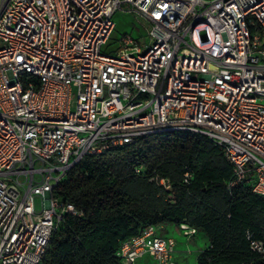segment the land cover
<instances>
[{"label":"built area","instance_id":"built-area-1","mask_svg":"<svg viewBox=\"0 0 264 264\" xmlns=\"http://www.w3.org/2000/svg\"><path fill=\"white\" fill-rule=\"evenodd\" d=\"M118 11L143 18L152 42L113 41ZM179 132L223 151L229 187L264 196V0H0V264H42L64 215H78L54 193L86 156ZM175 253L148 225L118 256L180 264Z\"/></svg>","mask_w":264,"mask_h":264},{"label":"trees","instance_id":"trees-1","mask_svg":"<svg viewBox=\"0 0 264 264\" xmlns=\"http://www.w3.org/2000/svg\"><path fill=\"white\" fill-rule=\"evenodd\" d=\"M231 178L232 165L204 135L146 136L86 156L54 193L78 215H64L42 264H124L118 252L125 240L168 224H187L209 239L197 264H264L248 239L264 241V196L248 182L229 187Z\"/></svg>","mask_w":264,"mask_h":264},{"label":"rangeland","instance_id":"rangeland-1","mask_svg":"<svg viewBox=\"0 0 264 264\" xmlns=\"http://www.w3.org/2000/svg\"><path fill=\"white\" fill-rule=\"evenodd\" d=\"M114 22L116 24L115 30L112 34L113 41L117 42L124 34H132L136 38H141L144 44H150L152 38L149 35L148 23L132 11H118L114 16ZM36 210L40 211L42 209V200L40 197L35 199ZM181 254L175 253V259L178 260ZM187 259L193 258L191 255H186ZM183 263V262H182ZM137 264H152L151 260L143 259Z\"/></svg>","mask_w":264,"mask_h":264},{"label":"crops","instance_id":"crops-1","mask_svg":"<svg viewBox=\"0 0 264 264\" xmlns=\"http://www.w3.org/2000/svg\"><path fill=\"white\" fill-rule=\"evenodd\" d=\"M158 230L159 234L162 236L175 238L176 253L181 254L176 261L180 264H195L197 262L199 252L206 249L210 245L209 239L198 232L191 237L186 236L181 229V226H176L174 224L161 225L158 227ZM187 254L193 256V258L188 260L186 257ZM143 259H149L152 264H154L153 258L149 255H145L140 258L137 263L141 262Z\"/></svg>","mask_w":264,"mask_h":264}]
</instances>
